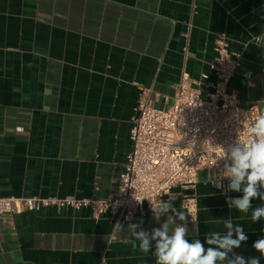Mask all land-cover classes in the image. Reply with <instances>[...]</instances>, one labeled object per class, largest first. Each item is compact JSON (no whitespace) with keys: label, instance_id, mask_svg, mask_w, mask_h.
I'll list each match as a JSON object with an SVG mask.
<instances>
[{"label":"crops","instance_id":"1","mask_svg":"<svg viewBox=\"0 0 264 264\" xmlns=\"http://www.w3.org/2000/svg\"><path fill=\"white\" fill-rule=\"evenodd\" d=\"M260 37L264 0H0V194L116 193L138 101L168 107L182 73L214 81L209 63L220 38L241 55L227 91L240 106L264 112ZM228 183L217 189L210 173L198 172L188 239L204 243L206 233H223L230 218L248 237L233 252L264 264L253 247L264 238V219L253 222L251 209L247 215L230 209L226 195L242 194H222ZM252 203L264 206L258 198ZM166 219L157 222L146 204L129 221L53 205L5 215L0 264H156L155 242L145 256L127 229L139 224L137 231L150 233Z\"/></svg>","mask_w":264,"mask_h":264},{"label":"built area","instance_id":"2","mask_svg":"<svg viewBox=\"0 0 264 264\" xmlns=\"http://www.w3.org/2000/svg\"><path fill=\"white\" fill-rule=\"evenodd\" d=\"M215 51L217 55L209 63L214 81L203 83L208 79L204 73L199 79L182 73L168 107H155L145 98L138 101L129 132L131 151L116 193L103 199L0 194V222L5 215L50 205L90 207L94 215L108 213L119 221H129L144 204L152 212L150 201L158 203L170 196L194 219L198 172L210 173L213 186L224 188L229 180L221 178L225 164L219 159L221 147L246 139L247 128L261 113L253 105L240 106L237 94L227 91L240 64V53L230 52L223 38L216 40Z\"/></svg>","mask_w":264,"mask_h":264},{"label":"clouds","instance_id":"3","mask_svg":"<svg viewBox=\"0 0 264 264\" xmlns=\"http://www.w3.org/2000/svg\"><path fill=\"white\" fill-rule=\"evenodd\" d=\"M257 39L264 40V37ZM219 159L225 160L221 178L229 180L222 194L226 195L229 191L242 194L235 198L226 195L228 207L246 215L251 209L253 222L264 219V206L257 205L253 208L252 203L257 198L264 200V191H261L264 189V112L256 116L247 128L246 139L238 138L228 148L221 147ZM173 199L170 196L168 200H160L158 203L150 201L153 218L157 222L161 216H167L159 228H153L149 233L143 229L137 231L139 224L128 225L127 234L134 244H138L139 251L145 256L152 251L155 242L152 255L156 264H260L258 258L246 260L233 252V249L240 248L248 237L244 227L234 224L230 218L223 221V233H206L204 243L195 238L189 240L186 221L188 213L175 207ZM177 220L182 223H177ZM253 247L264 256V238L255 241Z\"/></svg>","mask_w":264,"mask_h":264},{"label":"rangeland","instance_id":"4","mask_svg":"<svg viewBox=\"0 0 264 264\" xmlns=\"http://www.w3.org/2000/svg\"><path fill=\"white\" fill-rule=\"evenodd\" d=\"M203 97H205V94H203Z\"/></svg>","mask_w":264,"mask_h":264}]
</instances>
